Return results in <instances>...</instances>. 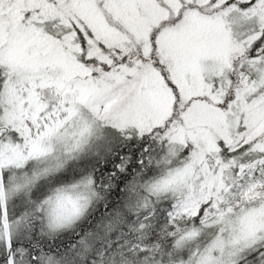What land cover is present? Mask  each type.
Returning a JSON list of instances; mask_svg holds the SVG:
<instances>
[{"label":"snow or ice","instance_id":"snow-or-ice-1","mask_svg":"<svg viewBox=\"0 0 264 264\" xmlns=\"http://www.w3.org/2000/svg\"><path fill=\"white\" fill-rule=\"evenodd\" d=\"M0 264H264V0H0Z\"/></svg>","mask_w":264,"mask_h":264}]
</instances>
